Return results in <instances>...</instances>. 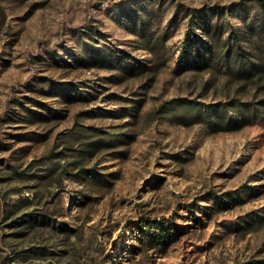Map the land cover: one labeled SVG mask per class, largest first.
<instances>
[{"label": "rangeland", "instance_id": "rangeland-1", "mask_svg": "<svg viewBox=\"0 0 264 264\" xmlns=\"http://www.w3.org/2000/svg\"><path fill=\"white\" fill-rule=\"evenodd\" d=\"M0 264H264V4L0 0Z\"/></svg>", "mask_w": 264, "mask_h": 264}, {"label": "trees", "instance_id": "trees-1", "mask_svg": "<svg viewBox=\"0 0 264 264\" xmlns=\"http://www.w3.org/2000/svg\"><path fill=\"white\" fill-rule=\"evenodd\" d=\"M260 4H264V0H256ZM238 122H234V126H238Z\"/></svg>", "mask_w": 264, "mask_h": 264}]
</instances>
